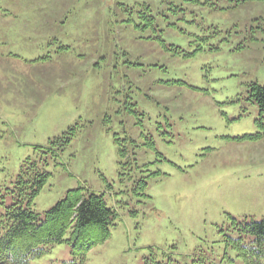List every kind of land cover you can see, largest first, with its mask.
<instances>
[{
  "label": "rangeland",
  "instance_id": "374dc122",
  "mask_svg": "<svg viewBox=\"0 0 264 264\" xmlns=\"http://www.w3.org/2000/svg\"><path fill=\"white\" fill-rule=\"evenodd\" d=\"M253 83L264 0H0V216L32 187L42 217L76 188L119 214L30 264H264Z\"/></svg>",
  "mask_w": 264,
  "mask_h": 264
},
{
  "label": "trees",
  "instance_id": "16d2710c",
  "mask_svg": "<svg viewBox=\"0 0 264 264\" xmlns=\"http://www.w3.org/2000/svg\"><path fill=\"white\" fill-rule=\"evenodd\" d=\"M248 98L258 104L260 122L264 121V85L253 83ZM48 175L38 173L42 183ZM24 190L16 192L15 201L0 216V264H30L61 243L69 244L82 263L93 245L109 238L119 217L102 194L84 188L68 190L42 217L33 208L39 189L32 187L29 193ZM247 226L253 235L250 244L264 255V219Z\"/></svg>",
  "mask_w": 264,
  "mask_h": 264
}]
</instances>
